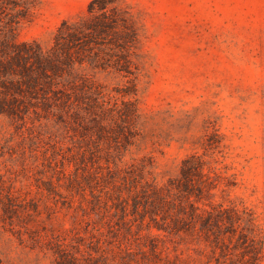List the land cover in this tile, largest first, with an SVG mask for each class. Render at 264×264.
I'll use <instances>...</instances> for the list:
<instances>
[{"label": "rangeland", "instance_id": "374dc122", "mask_svg": "<svg viewBox=\"0 0 264 264\" xmlns=\"http://www.w3.org/2000/svg\"><path fill=\"white\" fill-rule=\"evenodd\" d=\"M36 1L17 38L48 45L91 0ZM125 1L142 55L133 143L83 158L40 133L52 123L0 115V264H264V0ZM193 155L194 187L154 207ZM189 203L214 218L189 219Z\"/></svg>", "mask_w": 264, "mask_h": 264}, {"label": "trees", "instance_id": "16d2710c", "mask_svg": "<svg viewBox=\"0 0 264 264\" xmlns=\"http://www.w3.org/2000/svg\"><path fill=\"white\" fill-rule=\"evenodd\" d=\"M36 4V0H0V115L16 122H39L40 127L52 123L57 133L49 127L40 133L48 134L50 140L60 134L63 139L70 138L83 158L120 152L137 134V78L142 55L135 14L125 0H91L86 12L62 21L48 45L36 39L20 41L17 30ZM101 73L120 77L122 85L110 89L97 81ZM60 144V140L53 144L55 152L62 149ZM202 167L199 156L185 159L182 183L153 186L151 204L175 208L174 196H183L194 187V176L202 174ZM115 168L107 166L120 176L121 169ZM140 182L133 177L129 188H137ZM180 206L189 219L204 217L193 203H189L190 210ZM214 214L207 210L204 218L211 221ZM172 221L178 224L176 229L186 228L177 218Z\"/></svg>", "mask_w": 264, "mask_h": 264}]
</instances>
